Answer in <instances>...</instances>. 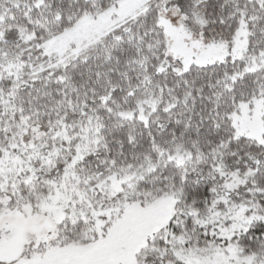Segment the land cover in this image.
<instances>
[{"label":"snow or ice","instance_id":"6c2138e0","mask_svg":"<svg viewBox=\"0 0 264 264\" xmlns=\"http://www.w3.org/2000/svg\"><path fill=\"white\" fill-rule=\"evenodd\" d=\"M0 264H264V0H0Z\"/></svg>","mask_w":264,"mask_h":264}]
</instances>
